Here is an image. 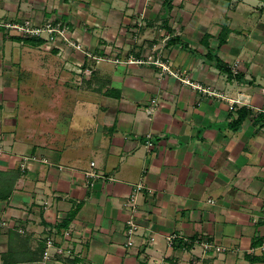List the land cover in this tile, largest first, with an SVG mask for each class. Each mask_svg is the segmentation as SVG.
I'll return each mask as SVG.
<instances>
[{"label":"crops","instance_id":"obj_1","mask_svg":"<svg viewBox=\"0 0 264 264\" xmlns=\"http://www.w3.org/2000/svg\"><path fill=\"white\" fill-rule=\"evenodd\" d=\"M24 19L83 51L0 28V264H264V0H0Z\"/></svg>","mask_w":264,"mask_h":264},{"label":"built area","instance_id":"obj_2","mask_svg":"<svg viewBox=\"0 0 264 264\" xmlns=\"http://www.w3.org/2000/svg\"><path fill=\"white\" fill-rule=\"evenodd\" d=\"M3 27L5 31L8 33L16 34L17 36L21 37L22 39H36V40H41L43 43L50 44L52 45L55 43L56 40H62L64 41L67 45L79 50L83 51V47L81 43L69 37V29L68 26L61 23V22H53L51 20H47L44 23L37 25L33 23L30 19H24L21 22H8V23H2L0 22V28ZM129 62L133 63H141V64H153L161 69V73H167L171 76L177 77L178 74L175 71H172L169 68L168 64H165V62L162 61V58L158 55H153V54H146L142 58H131L129 59ZM237 63H234L233 66L231 67L232 69V74L237 73L236 69ZM184 84H187L193 88H196L202 92H207L204 88L199 86L196 83H193L189 81L186 78H181L180 79ZM209 92V91H208ZM152 102H155V100H152ZM232 108V106H230ZM147 145H151L150 142H147ZM0 154L1 153V147H0ZM93 165V163H91ZM86 177H97L98 174L95 171H87L85 173ZM142 188V184L138 183L135 187V190H139ZM126 203L129 206L134 205V196H131ZM2 224H5L2 222ZM136 231V226L133 222V220L130 218L127 220V230L126 233L128 235V241L127 244L130 245L132 243L131 237L133 234H135ZM53 246V240L52 239H47L45 242V248L43 251V258L48 259L49 257V250ZM202 248L204 251L208 250H213L215 252H221L224 251V248L219 246V245H213L210 242H203L202 243ZM55 253L58 256H67L70 257L71 251L70 249H64L62 247H57L55 248ZM192 264H204L202 262H197V260H193Z\"/></svg>","mask_w":264,"mask_h":264},{"label":"rangeland","instance_id":"obj_3","mask_svg":"<svg viewBox=\"0 0 264 264\" xmlns=\"http://www.w3.org/2000/svg\"><path fill=\"white\" fill-rule=\"evenodd\" d=\"M42 53H41V57H42ZM52 85V84H51ZM61 85H63V84H61ZM75 85V84H74ZM65 86V85H64ZM54 87V86H53ZM56 87H59L58 85L56 86ZM68 87V86H67ZM70 87H68V89H69ZM57 90V89H56ZM72 91L70 92L71 93V96H72V94H75V96H76V92L78 91V87H72V89H71ZM66 91H68V90H66ZM58 94H56V98H57V101H56V103L58 104V103H62V105H63V99L61 98V96H62V94H59V93H61V91H59V90H57L56 91ZM73 97L74 96H72V99H73ZM3 152V149L1 148V153ZM1 155V154H0ZM25 158H21V159H24V161L26 162V161H28L27 160V158H28V156L26 155V156H24Z\"/></svg>","mask_w":264,"mask_h":264},{"label":"trees","instance_id":"obj_4","mask_svg":"<svg viewBox=\"0 0 264 264\" xmlns=\"http://www.w3.org/2000/svg\"><path fill=\"white\" fill-rule=\"evenodd\" d=\"M168 4L172 1V0H165ZM25 40H27V39H25ZM29 40H33V39H29ZM38 41H41V40H37V42ZM244 113H242V114H240L239 116H238V118H237V120H235V122H234V124H233V127H235V125L237 126L240 122H241V120L244 118Z\"/></svg>","mask_w":264,"mask_h":264}]
</instances>
